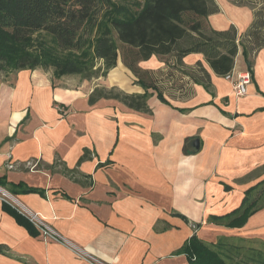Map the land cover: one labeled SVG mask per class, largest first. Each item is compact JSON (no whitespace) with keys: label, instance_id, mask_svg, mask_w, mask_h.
Listing matches in <instances>:
<instances>
[{"label":"crops","instance_id":"obj_1","mask_svg":"<svg viewBox=\"0 0 264 264\" xmlns=\"http://www.w3.org/2000/svg\"><path fill=\"white\" fill-rule=\"evenodd\" d=\"M214 1L218 10L206 18L211 28L233 25L240 35L249 27L250 6ZM248 59L239 46L230 72L250 70L251 80L237 96L201 53L184 56L186 68L200 63L209 86L178 72L183 86L163 91L167 102L148 89L149 111L113 98L88 102L95 87L144 92L118 62L92 85L52 80L43 69L0 72V185L13 204L108 264H188L179 249L194 233L227 264H241L264 245V205L240 227L209 217L237 208L264 179V46ZM138 66L169 81L157 56ZM193 138L196 151L188 147ZM24 224L0 198V264H88Z\"/></svg>","mask_w":264,"mask_h":264},{"label":"trees","instance_id":"obj_2","mask_svg":"<svg viewBox=\"0 0 264 264\" xmlns=\"http://www.w3.org/2000/svg\"><path fill=\"white\" fill-rule=\"evenodd\" d=\"M230 1L253 9V20L240 35L233 25L215 30L207 24V16L218 10L214 0H0V72L51 69L52 80L66 75L91 80L105 77L116 66L122 46L123 65L134 74L135 83L144 92L127 94L116 87H95L88 102L113 98L135 110L149 111L148 89H153L160 101L167 102L163 91L183 86L177 82L175 71L206 88L209 86V75L200 63L195 70L186 68L184 56L201 53L211 69L224 76L232 70L239 46L247 63L249 56L264 46V4ZM151 56L170 57L164 78L169 81L160 79L165 84L157 74L138 66ZM23 190L40 192L32 188ZM2 205L28 229L34 228L9 203L3 200ZM263 205L264 179L244 192L237 208L209 218H227L228 226L240 227ZM175 215L186 220L181 214ZM179 252L185 254L188 264H227L196 233ZM241 264H264V249L246 254Z\"/></svg>","mask_w":264,"mask_h":264},{"label":"built area","instance_id":"obj_3","mask_svg":"<svg viewBox=\"0 0 264 264\" xmlns=\"http://www.w3.org/2000/svg\"><path fill=\"white\" fill-rule=\"evenodd\" d=\"M224 78L231 82L232 90L237 96H242L247 92V86L251 80V74L249 71H245L242 73H237L233 75L231 72H228L224 75ZM2 189V195H0L1 200L6 201L11 206H13L20 214L25 216L28 221L34 226V228L39 232L43 239H50L53 241H57L63 243L70 247L81 259L86 261L88 264H106L99 260H97L93 255L87 253L83 249H80L70 243L64 236H62L58 231L53 229L42 217L38 214L32 212L31 210L27 209L25 206L20 205L18 201L13 200L15 204H13L11 200V196L6 189L0 187ZM7 194V195H6Z\"/></svg>","mask_w":264,"mask_h":264},{"label":"rangeland","instance_id":"obj_4","mask_svg":"<svg viewBox=\"0 0 264 264\" xmlns=\"http://www.w3.org/2000/svg\"><path fill=\"white\" fill-rule=\"evenodd\" d=\"M235 1H237V2H247V0H235ZM251 2L252 3H255V6L256 5H260V4H264V0H251ZM258 7V6H257ZM119 52H120V55H119V57H118V60H117V62L118 63H120V64H123V54H124V49L122 48V46H120L119 47ZM158 59L160 60V61H162L164 64H165V66H166V64H167V62H171V59H170V57H168V56H165V57H158ZM119 67H121V65H119ZM114 68V67H113ZM127 68V67H126ZM122 69V68H121ZM111 70V69H110ZM51 75H52V70L51 69H48L47 70ZM165 72L167 73V70H165ZM108 73H109V71H108ZM176 73H178V72H175V74ZM179 74V73H178ZM107 76V75H106ZM98 77V78H93V79H91V80H88V83L90 84V85H92V83L94 82V84H100V83H102L103 81H105V79L108 77ZM61 79H62V81L64 82V83H69V84H74V85H77V84H80L81 82H83V80L79 77V76H77V75H66V76H63V77H61ZM57 80V79H56ZM116 82H119L118 80H115ZM117 89H119L120 90V88L119 87H117V86H115ZM0 195L1 196H3L2 195V193L0 192ZM45 220V219H44ZM46 221V220H45ZM260 243H262V241H260ZM258 248L259 249H264V245H262L261 244V247L260 246H258ZM96 258V257H95ZM97 260H99L98 258H96ZM99 261H101V260H99ZM101 262H103V261H101ZM103 263H105V262H103ZM106 264H108V263H106Z\"/></svg>","mask_w":264,"mask_h":264},{"label":"water","instance_id":"obj_5","mask_svg":"<svg viewBox=\"0 0 264 264\" xmlns=\"http://www.w3.org/2000/svg\"><path fill=\"white\" fill-rule=\"evenodd\" d=\"M188 147L190 150H198L199 149V139L198 138H193L190 140V142L188 143Z\"/></svg>","mask_w":264,"mask_h":264},{"label":"bare ground","instance_id":"obj_6","mask_svg":"<svg viewBox=\"0 0 264 264\" xmlns=\"http://www.w3.org/2000/svg\"><path fill=\"white\" fill-rule=\"evenodd\" d=\"M0 192H2V189H0ZM7 195V194H6Z\"/></svg>","mask_w":264,"mask_h":264}]
</instances>
